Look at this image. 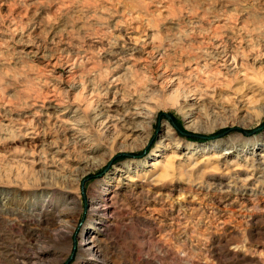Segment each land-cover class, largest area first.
I'll use <instances>...</instances> for the list:
<instances>
[{"label": "rangeland", "instance_id": "rangeland-1", "mask_svg": "<svg viewBox=\"0 0 264 264\" xmlns=\"http://www.w3.org/2000/svg\"><path fill=\"white\" fill-rule=\"evenodd\" d=\"M0 264H264V0H0Z\"/></svg>", "mask_w": 264, "mask_h": 264}, {"label": "bare ground", "instance_id": "bare-ground-1", "mask_svg": "<svg viewBox=\"0 0 264 264\" xmlns=\"http://www.w3.org/2000/svg\"><path fill=\"white\" fill-rule=\"evenodd\" d=\"M139 115H141V114H139ZM142 115H143V114H142ZM142 115H141V116H142ZM145 115H146V114H145ZM143 117H145V116L143 115Z\"/></svg>", "mask_w": 264, "mask_h": 264}]
</instances>
